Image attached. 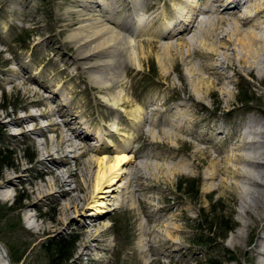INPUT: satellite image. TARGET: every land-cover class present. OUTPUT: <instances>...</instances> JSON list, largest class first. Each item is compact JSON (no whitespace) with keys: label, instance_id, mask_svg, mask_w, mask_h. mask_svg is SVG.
<instances>
[{"label":"rangeland","instance_id":"374dc122","mask_svg":"<svg viewBox=\"0 0 264 264\" xmlns=\"http://www.w3.org/2000/svg\"><path fill=\"white\" fill-rule=\"evenodd\" d=\"M152 1L156 0H146L140 5L147 7ZM134 3L135 0H0V122L17 115L24 118L30 111L36 115L45 112L44 106L23 109L24 87L17 89L5 82L10 78L22 82L36 77L47 87L42 90L44 98H54L55 117L51 120L65 133L71 132L65 122L70 120L71 128L82 129L83 136H90V145L108 147V156L114 158L115 148L121 145L128 146L130 157L136 153L134 162L124 164L122 179L114 182L111 191L98 193L92 184L98 162L90 168L86 163L80 168L69 149V167L80 172L77 178L69 177L78 203L71 208V224L57 232L36 235L33 224H55L60 217L57 206H61L59 202L65 196L58 202L43 197L38 208L25 211L23 205L29 200L20 195L24 185L19 181L9 198L0 195V242L8 250L11 264H253L261 261L254 248L259 237L264 236V207L258 210L262 221L256 235H250L249 228L243 227L244 220L253 222L242 205V192L248 187L245 178L221 174L216 180H206L203 172L209 169L213 157L224 162L243 150V142L255 137L264 140L263 135L252 132L264 131V77L235 75L230 67L226 68L228 61L224 55H219L213 62L218 65L214 71L225 77L228 88L221 84L216 86L214 94L199 92L195 96L191 89L195 88L197 78L180 74L182 70L184 73L200 70V65L208 63L206 58L194 54L191 64L173 69L172 75L166 77L160 68L164 56L156 51L157 54L151 52L148 59L136 63L131 74L128 63L120 67L122 78L110 91L95 90L98 84L93 70L96 71V65L100 68V63L95 64L99 58L81 60L77 44L68 36L83 23L104 20L103 12H107L136 31L134 39L139 40L138 21L147 19V15L128 17ZM169 3L170 0L166 5L173 7ZM164 6L162 3L161 27L171 30L174 21L169 19V9ZM249 7L246 2L241 9ZM158 26L148 27L153 30ZM147 34L143 38L149 37ZM237 48L239 55H243L240 47ZM188 50L186 47L184 52ZM211 74L203 76L207 78ZM211 77L215 80L217 75ZM185 82L190 83L191 92L185 89ZM120 99L129 104L121 105ZM48 120L42 118L44 128L51 122ZM23 132L20 128L11 134L0 132V181L7 172H12L15 180L37 176L41 166L36 163L38 152L31 141L38 137L37 141L41 142L44 136L28 134L27 138ZM46 134L53 140L52 147L59 144L56 131L48 130ZM91 155L97 160L102 154L93 151ZM91 155L83 156L82 160L90 159ZM228 162L246 169L243 163ZM22 167H29L31 172L21 171ZM222 177L228 178L226 188H219ZM258 180L264 183L263 179ZM258 189L264 193V186ZM28 216L33 217L28 220ZM91 219L94 220L87 228L89 234L82 233L81 226L86 222L91 224ZM238 232H242V237H235ZM62 241L69 249L65 253L71 254L67 260L55 257L54 244Z\"/></svg>","mask_w":264,"mask_h":264},{"label":"bare ground","instance_id":"6f19581e","mask_svg":"<svg viewBox=\"0 0 264 264\" xmlns=\"http://www.w3.org/2000/svg\"><path fill=\"white\" fill-rule=\"evenodd\" d=\"M164 1L165 0L152 1L149 4L147 3V7H142L140 2L146 3V0H135L132 12L128 17H138V14L143 13L147 15V19L138 21L137 30L139 36H137V38L139 37V40H135L136 38L134 36L137 33L136 31H133L130 27H127V25L108 16L107 12H103L104 20L83 23L68 36L69 39L77 44L78 55L81 60L91 61L95 59L96 61L97 58H99L95 64L99 65L100 63V68L96 65V71L93 70L96 73L95 80L98 84L95 90L110 91L114 87L113 85L122 78V74L119 72L120 67L128 63V74H131L136 70V63L139 64L140 61L148 59L149 54L151 52L156 53V51H160L164 56L163 61H161L164 63L160 62L162 64L160 68H162V73L166 77L172 75L173 69H180L185 63L191 64V59L194 54H200V56L202 54V56L206 58L208 63L205 61L206 64L200 65V70L197 68L198 70L192 69L184 73L181 69V74L179 73L183 77L189 75L197 78V83L194 84L195 88L191 89L193 92L192 95L195 96L196 93L199 92L209 95L212 93L214 94L216 86L221 84L226 86V83H229H225V77L217 73L216 70L214 71L218 65L213 62H215L219 55H224L223 58L228 61V67H225H230L235 75L247 73L257 77H264V0H252V3H249V0H211L208 2L202 0H170L171 3L169 4H172L173 7L166 5L168 4V0ZM246 2H248L250 7L243 11L241 8ZM162 3H164V7L167 6L169 9V19L174 21L171 30L161 27L160 15L163 13L164 9L161 7ZM201 3L206 5L205 8L198 7V4ZM220 9H222V11ZM190 13L191 16L188 15ZM187 15L190 16L188 19L186 18ZM150 24L151 26L158 24L159 28L153 30L149 29L148 26ZM146 32L149 34H147L149 37L143 38V34ZM176 35H181V37L175 40L177 37ZM237 46L240 47L239 49H241L243 55H239L240 50L238 51ZM186 47L189 48V50L184 52ZM191 48L193 51L190 50ZM140 65L142 66V63ZM210 72L217 75L215 80H213L214 78L212 79V74ZM203 73H209L211 75L205 78ZM19 77L22 78V76ZM17 79L10 78L5 82L9 84L12 83L17 89H20L21 86L24 87L25 101H23L25 103L22 104V108L29 111L35 106H44L46 110H44L45 112L40 111L41 113L37 115L31 111V113L26 112L27 114L24 118L17 115L18 117L16 118L12 117L7 120H1L0 132H9L8 134H11L12 130L20 128V130L22 129V131H24L23 133L27 138L30 136L28 134L43 135V141L38 142V137L31 141L38 152L36 163L41 167L37 169V176L33 175L32 178L26 180L22 177L15 180L12 172H7L6 176L0 181V195L9 198L11 196V189H17V182L19 181L24 185L20 195L27 197L29 200L23 205L25 211L38 208L39 201L43 197H47L49 200L54 199L58 202L60 197L65 196L64 201L59 202L61 206H57L60 217L56 219L55 224H33L34 233L36 235L48 234L53 231L57 232L62 227H68V225L71 224V208L78 203L77 197L73 193L74 190L71 186L72 181L69 177L74 176L77 178L80 172H78V170L75 172L71 171L69 167L70 160L68 158V150L70 149L73 158H75L80 168L85 163L88 164L90 168L94 163L98 162L99 168L95 175L94 182L92 183L94 191L98 193L111 191L114 182L122 179V175L120 174L125 171L124 164L130 161L134 162L133 160L134 157L136 158V153L130 157L127 153L129 149L128 146L121 145L115 148L116 155L112 158L107 155L110 150H108V147L90 145L88 142L90 136H83L84 133L82 129L77 127L74 129L71 128V123L73 122L66 119L65 122L69 126L71 132L69 134L68 132L65 133L56 121L51 120L54 119L51 117L55 115V112L52 110L54 98H44L45 94L44 96L42 95V90L47 89L46 85L36 77L23 79L22 82L17 81ZM183 81H185V79ZM187 82H185L186 84L184 83L185 89L190 91L191 86L189 88L188 84L190 83L187 84ZM4 84L5 83H2L1 87H4ZM223 90L225 91V89ZM225 94L227 95V93ZM229 98H231V95ZM223 101H225L224 98ZM120 104L128 105L129 102L125 99H120ZM61 107L64 108V106ZM9 115L10 114L5 113L4 116L9 117ZM1 117H3V115H1ZM44 117H48V121L51 120L49 125L45 128L41 125V120L42 118L44 119ZM48 130L57 132L59 144L55 147L51 146L53 140L46 134ZM252 132H254V135L264 136V131L252 130ZM247 136V138H251L249 134ZM243 143L244 145L241 146L243 150L233 153L231 157H227L225 160L223 159L225 163L220 162L217 157H213L210 161L209 169L203 173L206 180H216L221 174L245 178L248 187L243 189L241 196L243 199L242 205L244 211L253 219V222L251 224L248 220H244L243 227L244 229L247 228V230L249 228L250 235H256L258 225H260L262 221L259 218L258 210L264 207V193L258 189L260 185L264 186V183L258 180V178L264 180V140L255 137ZM93 151L102 154L101 157L94 160L93 155H91ZM208 154H210V152ZM87 155H91L90 159L83 161L82 157ZM227 160L243 163L246 169L242 170L236 167V164L232 166L230 162L227 164ZM27 170L31 172L29 167L21 168V171ZM21 174L25 175L24 173ZM46 174H48L49 177H47ZM37 178H40L39 181H37ZM226 179L222 177L219 188L227 187ZM81 188H83L82 184L80 185V189ZM235 188H237V185H234V189ZM231 189H233V186H231ZM56 192H58L59 196H56ZM32 217L33 216H28V220L32 219ZM93 220L94 219L90 220L91 224L90 222H86L85 225L81 226L82 233H88L87 228L93 224ZM235 237H242V232L235 234ZM259 240L260 241H257L254 249L261 258V261H256L253 264H264V236L259 237ZM0 264H11L9 261V252L1 242Z\"/></svg>","mask_w":264,"mask_h":264},{"label":"trees","instance_id":"16d2710c","mask_svg":"<svg viewBox=\"0 0 264 264\" xmlns=\"http://www.w3.org/2000/svg\"><path fill=\"white\" fill-rule=\"evenodd\" d=\"M54 248H55V255H56L55 257H60L61 259L63 258L64 260H67L69 259V257H71L70 253H65L67 251L65 242L62 241V242L55 243Z\"/></svg>","mask_w":264,"mask_h":264}]
</instances>
